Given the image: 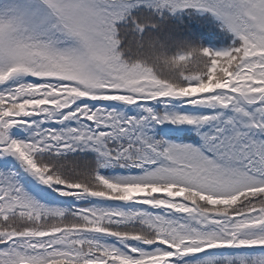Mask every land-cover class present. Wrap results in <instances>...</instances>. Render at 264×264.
<instances>
[{"label": "snow or ice", "instance_id": "obj_1", "mask_svg": "<svg viewBox=\"0 0 264 264\" xmlns=\"http://www.w3.org/2000/svg\"><path fill=\"white\" fill-rule=\"evenodd\" d=\"M0 264H264V0H0Z\"/></svg>", "mask_w": 264, "mask_h": 264}]
</instances>
